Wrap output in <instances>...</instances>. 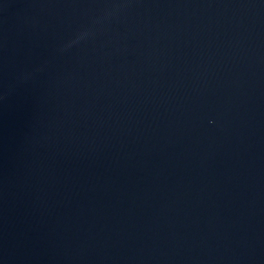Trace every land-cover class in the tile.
<instances>
[{
  "label": "water",
  "instance_id": "water-1",
  "mask_svg": "<svg viewBox=\"0 0 264 264\" xmlns=\"http://www.w3.org/2000/svg\"><path fill=\"white\" fill-rule=\"evenodd\" d=\"M0 264H264V0H0Z\"/></svg>",
  "mask_w": 264,
  "mask_h": 264
}]
</instances>
